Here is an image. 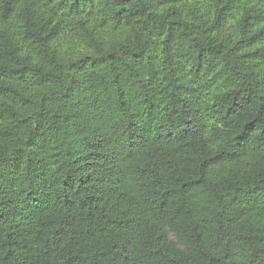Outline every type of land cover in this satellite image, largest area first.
<instances>
[{
    "label": "trees",
    "instance_id": "obj_1",
    "mask_svg": "<svg viewBox=\"0 0 264 264\" xmlns=\"http://www.w3.org/2000/svg\"><path fill=\"white\" fill-rule=\"evenodd\" d=\"M0 264H264V0H0Z\"/></svg>",
    "mask_w": 264,
    "mask_h": 264
}]
</instances>
